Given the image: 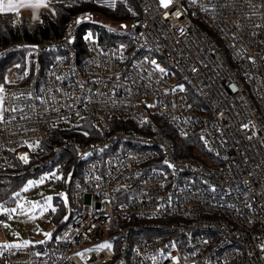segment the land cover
<instances>
[{
	"label": "built area",
	"instance_id": "1",
	"mask_svg": "<svg viewBox=\"0 0 264 264\" xmlns=\"http://www.w3.org/2000/svg\"><path fill=\"white\" fill-rule=\"evenodd\" d=\"M52 1L130 19L88 12L16 43L29 50L23 81L0 83V185L57 169L68 206L0 264H264V0ZM43 52L57 53L45 75Z\"/></svg>",
	"mask_w": 264,
	"mask_h": 264
},
{
	"label": "trees",
	"instance_id": "2",
	"mask_svg": "<svg viewBox=\"0 0 264 264\" xmlns=\"http://www.w3.org/2000/svg\"><path fill=\"white\" fill-rule=\"evenodd\" d=\"M53 5L55 8V17H51L48 13L43 12L41 14V19L36 24L31 26L27 21H24L21 28L14 27L7 15L0 13V47L9 46L13 43V45L7 49L6 57L0 56V83L9 82L7 80V73L10 69L14 71L15 79H19L24 74V59L29 47L14 43L23 40L27 42H37L46 38L60 36L67 28L71 18L88 12H95L99 15V13L105 11L104 13L107 15L105 20H109L115 26L126 24L130 19L128 12L123 6H119L115 11H111L102 7L94 6L88 1L81 5L71 7H64L60 3L54 1ZM87 29V25L82 28L80 31V38L84 35ZM100 38L111 44H115L120 40V37L112 36L106 32H101ZM56 56V52L42 53L41 61L43 75L46 74L50 60L54 59ZM168 130L166 129V133L174 137L173 133H169ZM190 138L191 136L185 137L186 140H189ZM187 146L188 148L186 150L179 152L181 154H191L195 151L191 145L188 144ZM41 171L42 170H39L33 174H26L24 176L2 180L0 185V205L8 206L16 204L21 195L20 190L24 187L26 182L30 178L37 177ZM64 172L66 173L67 169H65ZM60 185V182H56L57 187H61ZM16 193H19V196L15 195ZM54 201L57 202L55 199ZM62 206L63 207L59 210L58 214L53 218L55 221H60L65 214V205L62 204Z\"/></svg>",
	"mask_w": 264,
	"mask_h": 264
},
{
	"label": "rangeland",
	"instance_id": "3",
	"mask_svg": "<svg viewBox=\"0 0 264 264\" xmlns=\"http://www.w3.org/2000/svg\"><path fill=\"white\" fill-rule=\"evenodd\" d=\"M19 2V0H16ZM24 4H39L38 7H21L19 10L25 13L29 20L33 23L38 22L41 19V14L43 12L48 13L51 17H55V8L53 1L50 0H24ZM39 10V15L36 19L30 18L29 15L33 16V11ZM96 14V19H101L100 23L109 26H114L109 20H105L106 14ZM7 13L8 19L11 24V17ZM38 42V41H37ZM18 43V42H17ZM16 44V43H14ZM22 77L19 79L14 78V71L10 69L7 73V80L9 83L20 82ZM57 169L49 170L44 169L39 173L37 177L30 178L24 187L20 190L21 195L16 204L3 206L0 205V213L3 214L2 209H16L9 215L8 220H2L0 218V248L7 243L16 242H38L49 240L52 236L53 230L57 227L59 220L55 221L53 218L58 214L59 210L65 205V211L67 210L68 204L65 202L67 197L65 190L61 187L56 186V178L60 175ZM54 174V176L52 175ZM48 176L42 183H39L41 177ZM29 181H33L31 186L28 185ZM47 197H52L51 201H47ZM61 198L65 201H61ZM57 200V202L54 201ZM22 206V207H20ZM55 209V210H53Z\"/></svg>",
	"mask_w": 264,
	"mask_h": 264
},
{
	"label": "snow or ice",
	"instance_id": "4",
	"mask_svg": "<svg viewBox=\"0 0 264 264\" xmlns=\"http://www.w3.org/2000/svg\"><path fill=\"white\" fill-rule=\"evenodd\" d=\"M162 2L164 4V6L167 7L168 6V2H170V0H162ZM24 6H25L24 0H19V2H16V0H0V13L16 12V11H18L19 8L24 7ZM31 6L38 7L39 4H34V5H31ZM110 6H114V5H110ZM177 15H179V14H177ZM151 63L155 64L156 69L159 72H164L165 71L163 68L160 67L159 64H156L155 61H151ZM180 87H181V90H183V86H180ZM2 91H3V86L0 85V92H2ZM0 100H2V96H0ZM150 107H151V105H150ZM13 110H15V109H13ZM3 111L4 110L2 108H0V118H2ZM244 127L247 128L248 125H244ZM85 135H87V133H85ZM205 143H207V142L205 141ZM22 159H25V162H27L26 157H22ZM164 163L168 164V161L166 160V161H164ZM169 166L171 167V165H169ZM52 175L54 176V174H52ZM48 178H49L48 176L41 177L40 181H38V182L42 183L45 179H48ZM55 178L56 179H63V177H58V176L55 177ZM33 183H36V182L29 181L28 185L31 186ZM15 195L19 196V193H16ZM46 199H47V201H51L52 197H47ZM20 207H22V206H20ZM53 210H55V209H53ZM2 212L5 215H10L11 213L16 212V209L15 208H13V209L3 208ZM27 243H29V242H25V245ZM41 243H43V242H41ZM105 246L107 247L109 245H105ZM3 247H6V248L17 247V248H19V247H22V245H19V244H17V245L8 244V245H4Z\"/></svg>",
	"mask_w": 264,
	"mask_h": 264
},
{
	"label": "crops",
	"instance_id": "5",
	"mask_svg": "<svg viewBox=\"0 0 264 264\" xmlns=\"http://www.w3.org/2000/svg\"><path fill=\"white\" fill-rule=\"evenodd\" d=\"M50 1H52V0H50ZM30 6H31L30 4H26L25 5V7H30ZM3 14L7 15V13H3ZM37 15H39V10H34L33 11V16L32 15H29V16H30V18L36 19L37 18ZM23 16H24V21H27L29 24H31V26H33L34 24L37 23V22L36 23H33L32 21H30L29 20V17H27L24 12H23Z\"/></svg>",
	"mask_w": 264,
	"mask_h": 264
},
{
	"label": "bare ground",
	"instance_id": "6",
	"mask_svg": "<svg viewBox=\"0 0 264 264\" xmlns=\"http://www.w3.org/2000/svg\"><path fill=\"white\" fill-rule=\"evenodd\" d=\"M16 12H20V13L22 14V16H23V12H22L21 10L18 9V11H16ZM16 12H12V13H10L9 16L11 17L12 25H13L14 27L21 28L22 25H19V26H18V25H15V24L13 23V17H12V16H13V14L16 13ZM7 16H8V14H7ZM23 23H24V16H23ZM2 47H3V46H2ZM0 56H2V55H0ZM2 57H3V56H2Z\"/></svg>",
	"mask_w": 264,
	"mask_h": 264
},
{
	"label": "water",
	"instance_id": "7",
	"mask_svg": "<svg viewBox=\"0 0 264 264\" xmlns=\"http://www.w3.org/2000/svg\"><path fill=\"white\" fill-rule=\"evenodd\" d=\"M81 20H82V16L78 15V21H81Z\"/></svg>",
	"mask_w": 264,
	"mask_h": 264
}]
</instances>
